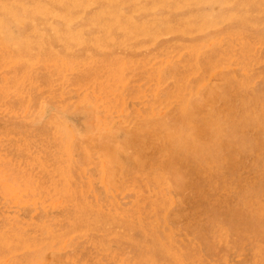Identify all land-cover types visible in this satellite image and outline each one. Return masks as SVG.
<instances>
[{
    "label": "rangeland",
    "instance_id": "obj_1",
    "mask_svg": "<svg viewBox=\"0 0 264 264\" xmlns=\"http://www.w3.org/2000/svg\"><path fill=\"white\" fill-rule=\"evenodd\" d=\"M178 263L264 264V0H0V264Z\"/></svg>",
    "mask_w": 264,
    "mask_h": 264
},
{
    "label": "bare ground",
    "instance_id": "obj_2",
    "mask_svg": "<svg viewBox=\"0 0 264 264\" xmlns=\"http://www.w3.org/2000/svg\"><path fill=\"white\" fill-rule=\"evenodd\" d=\"M124 20V19H123ZM144 25H146V24H144ZM142 26V25H141ZM182 136V135H181ZM183 138V137H182ZM190 162V161H189ZM148 247V246H147ZM144 250V249H143ZM141 253H143V252H141ZM146 253V252H145ZM148 255V254H147ZM149 256V255H148ZM143 257H145L144 255H143ZM130 260V259H129ZM142 260V259H141ZM171 263V262H170ZM179 264V263H178Z\"/></svg>",
    "mask_w": 264,
    "mask_h": 264
}]
</instances>
